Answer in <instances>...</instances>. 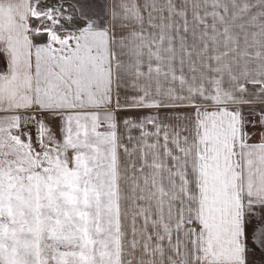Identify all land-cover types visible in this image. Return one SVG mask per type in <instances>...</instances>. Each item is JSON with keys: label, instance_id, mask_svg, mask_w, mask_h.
Here are the masks:
<instances>
[{"label": "snow or ice", "instance_id": "obj_1", "mask_svg": "<svg viewBox=\"0 0 264 264\" xmlns=\"http://www.w3.org/2000/svg\"><path fill=\"white\" fill-rule=\"evenodd\" d=\"M0 64V264L264 260V0H0Z\"/></svg>", "mask_w": 264, "mask_h": 264}, {"label": "crops", "instance_id": "obj_2", "mask_svg": "<svg viewBox=\"0 0 264 264\" xmlns=\"http://www.w3.org/2000/svg\"><path fill=\"white\" fill-rule=\"evenodd\" d=\"M2 67H3V65L0 64V68H2ZM257 111H259V109H257ZM247 113H248V109H245L246 116H247ZM247 118L250 119V120H255L256 119V116H247ZM249 131L251 133H253L252 140L253 141L258 140L259 134H260V131H261V129L259 128V126H257L256 128H249ZM255 264H264V261H255Z\"/></svg>", "mask_w": 264, "mask_h": 264}, {"label": "rangeland", "instance_id": "obj_3", "mask_svg": "<svg viewBox=\"0 0 264 264\" xmlns=\"http://www.w3.org/2000/svg\"><path fill=\"white\" fill-rule=\"evenodd\" d=\"M255 261H264V260H262L261 257H260V254L257 253V254L255 255Z\"/></svg>", "mask_w": 264, "mask_h": 264}]
</instances>
